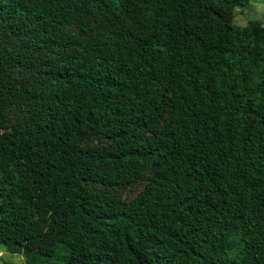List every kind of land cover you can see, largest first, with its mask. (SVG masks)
Wrapping results in <instances>:
<instances>
[{
    "label": "trees",
    "instance_id": "obj_1",
    "mask_svg": "<svg viewBox=\"0 0 264 264\" xmlns=\"http://www.w3.org/2000/svg\"><path fill=\"white\" fill-rule=\"evenodd\" d=\"M251 2L0 0V246L264 264V21L234 22Z\"/></svg>",
    "mask_w": 264,
    "mask_h": 264
},
{
    "label": "rangeland",
    "instance_id": "obj_2",
    "mask_svg": "<svg viewBox=\"0 0 264 264\" xmlns=\"http://www.w3.org/2000/svg\"><path fill=\"white\" fill-rule=\"evenodd\" d=\"M261 18L264 21V0H252L249 6H239L235 10L234 22L237 25H245L248 20ZM144 182L129 188L124 193L125 198H132L144 186ZM25 261L23 254L12 253L0 246V264H21Z\"/></svg>",
    "mask_w": 264,
    "mask_h": 264
}]
</instances>
